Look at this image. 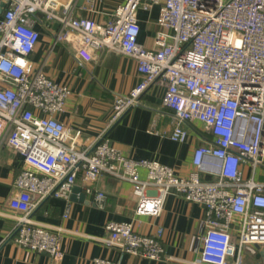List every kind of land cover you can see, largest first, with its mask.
I'll return each instance as SVG.
<instances>
[{"label":"built area","instance_id":"1","mask_svg":"<svg viewBox=\"0 0 264 264\" xmlns=\"http://www.w3.org/2000/svg\"><path fill=\"white\" fill-rule=\"evenodd\" d=\"M1 1L0 148L11 146L23 156L9 200L19 211L11 238L60 257V230L34 221L32 212L47 196L69 200L80 172L89 182L86 191L104 207L106 193L92 183L109 174L132 183L138 215H159L170 192L203 206L199 255L192 264H264V175L256 177L264 168V0H123L103 21L84 14L97 11V0ZM154 5L160 30L156 46L147 47L139 41L138 10ZM41 13L60 21L56 40L70 41L78 59L90 60L93 50L108 48L137 61L142 79L115 95L110 125L152 83L165 85L163 104L175 121L172 140L184 142L193 121L210 135L194 150V169L180 175L157 159L133 157L106 132L92 145L77 147L80 131L73 134L59 118L71 87L56 81L45 63L29 59L40 37ZM204 172L215 179H204ZM104 227L106 242L122 252L151 259L167 255L162 227L142 233L133 221L114 219Z\"/></svg>","mask_w":264,"mask_h":264},{"label":"crops","instance_id":"2","mask_svg":"<svg viewBox=\"0 0 264 264\" xmlns=\"http://www.w3.org/2000/svg\"><path fill=\"white\" fill-rule=\"evenodd\" d=\"M123 0H97V11L84 12L99 21L106 20L114 7ZM158 5L151 9L139 8V41L147 47L156 46ZM36 24L39 40L29 54L34 65L45 63L46 71L58 82L68 84L70 94L65 110L59 118L73 134L80 131L77 147L92 145L104 132L124 153L136 158H154L173 166L180 175L194 169L193 154L197 146L210 135L201 122L189 124V134L184 142L172 140L175 126L172 110L163 104L165 85L154 82L143 93L138 104L110 125L114 114L116 94H126L142 79L137 61L117 50L98 48L90 60L75 56V48L68 40H56L61 23L39 14ZM203 132H206L205 135ZM23 165L22 154L11 146L0 148V264H98L96 258H105L115 264H192L199 255L198 233L204 214L203 206L186 199L178 192H170L159 215L135 213L137 197L132 183L109 174L99 176L92 185L106 193L104 207L98 205L94 195L86 191L89 182L83 172L76 184L81 191L70 199L47 196L32 212V219L61 234L63 254L54 257L35 252L16 243L11 235L15 217L9 200L14 189V179ZM146 176V170H141ZM202 177L214 180L215 175L204 172ZM264 176L261 177L263 179ZM155 193L154 189L150 190ZM36 197V196H35ZM69 206V207H68ZM68 210V215L65 212ZM131 220L142 233H153L163 228L162 241L166 250L163 259H151L122 252L106 242L107 220Z\"/></svg>","mask_w":264,"mask_h":264},{"label":"water","instance_id":"3","mask_svg":"<svg viewBox=\"0 0 264 264\" xmlns=\"http://www.w3.org/2000/svg\"><path fill=\"white\" fill-rule=\"evenodd\" d=\"M3 7H4V2L0 0V12H2ZM78 191H81V186L75 184V186L73 187V190H72V196L74 197L75 193L78 192ZM80 199L81 200H85L86 199V194L84 192H82V191L80 193Z\"/></svg>","mask_w":264,"mask_h":264},{"label":"rangeland","instance_id":"4","mask_svg":"<svg viewBox=\"0 0 264 264\" xmlns=\"http://www.w3.org/2000/svg\"><path fill=\"white\" fill-rule=\"evenodd\" d=\"M246 170H247V172H248V171H249V168L247 167ZM261 175H264V168H263V167H259V168H258L256 177H257V178H260Z\"/></svg>","mask_w":264,"mask_h":264},{"label":"trees","instance_id":"5","mask_svg":"<svg viewBox=\"0 0 264 264\" xmlns=\"http://www.w3.org/2000/svg\"><path fill=\"white\" fill-rule=\"evenodd\" d=\"M205 135H207V133L206 132H203Z\"/></svg>","mask_w":264,"mask_h":264}]
</instances>
